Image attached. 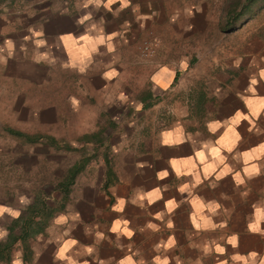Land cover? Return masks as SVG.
<instances>
[{
    "label": "crops",
    "instance_id": "crops-1",
    "mask_svg": "<svg viewBox=\"0 0 264 264\" xmlns=\"http://www.w3.org/2000/svg\"><path fill=\"white\" fill-rule=\"evenodd\" d=\"M222 3L0 4V264H264V8L202 47ZM6 128L88 159L13 177L62 152Z\"/></svg>",
    "mask_w": 264,
    "mask_h": 264
},
{
    "label": "trees",
    "instance_id": "trees-1",
    "mask_svg": "<svg viewBox=\"0 0 264 264\" xmlns=\"http://www.w3.org/2000/svg\"><path fill=\"white\" fill-rule=\"evenodd\" d=\"M220 10L219 12V20L217 22V26L221 27L222 29L225 28H232L237 27L240 25L241 21L239 20L240 15H246L251 18L254 14H256L258 11L264 8V0H223L222 5L218 7ZM238 22V23H237ZM9 134L14 136H20L23 137L26 141L33 143L40 141L44 144H47V146L53 148L54 150L58 152H69V151H77L78 148H75L71 144H69L65 139L62 138H53L49 135H43V134H28L24 132H20L18 130L12 129V128H6L5 129ZM94 137L95 135L92 134ZM89 135L83 134L78 137V140L81 142L88 143ZM80 152V151H79ZM81 153V152H80ZM88 156H81L77 160V162L70 165L66 170L64 171L63 175L64 178L58 182V187H63L64 189L67 188V186L73 182L74 177L77 175V173L82 169L84 161ZM31 220H27V222H30ZM27 232H25L26 235ZM12 239V237H11ZM4 249H9V246H3Z\"/></svg>",
    "mask_w": 264,
    "mask_h": 264
},
{
    "label": "rangeland",
    "instance_id": "rangeland-1",
    "mask_svg": "<svg viewBox=\"0 0 264 264\" xmlns=\"http://www.w3.org/2000/svg\"><path fill=\"white\" fill-rule=\"evenodd\" d=\"M46 1V0H0V4H3L4 7H8L10 9H13L14 12H20V13H29L31 12L33 9L37 8L41 2ZM216 2L213 3L212 9L214 10L213 13H216ZM219 7V6H218ZM220 9L218 8L217 11H219ZM264 11V10H263ZM264 15V13H262V16ZM257 20V19H256ZM201 34H202V47H210L211 45H213L215 42L219 41L220 38L222 39V41L224 42L225 37L228 35L227 33L225 34L223 32L224 29H222L221 27L217 26V23L215 22H202L201 25ZM187 45H194L191 44L190 41H187ZM207 60H210L209 55L205 56ZM72 131H74L72 128H67V130L65 129V134L64 137L68 138V139H72V137H74L72 135ZM68 153V154H67ZM47 156H51L52 159H57V167L51 166L49 167V165H47L46 167L41 164V167H35V169H37L39 172H41V174L37 175V173L35 172V177L33 172H31V174L29 172L23 171L21 169H17V168H13L10 170V175L11 176H26V181H30L29 177L33 178L34 180L38 181V180H42L43 182L45 180H48V178L50 177L49 171L50 173H53V171H56L58 173H60V166L66 163L71 162L74 158H79L81 156V153L77 150L76 152H74L73 155V151H69V152H62L61 154L57 155L56 157L54 155H50L47 152ZM31 159H33V161H35L36 156L32 155L30 157ZM10 159H12L10 157ZM10 164H12V162L10 161ZM32 168V167H31ZM29 168V169H31ZM32 170V169H31ZM18 171V172H17ZM32 180V181H34ZM48 206H51L49 204H47Z\"/></svg>",
    "mask_w": 264,
    "mask_h": 264
},
{
    "label": "built area",
    "instance_id": "built-area-1",
    "mask_svg": "<svg viewBox=\"0 0 264 264\" xmlns=\"http://www.w3.org/2000/svg\"><path fill=\"white\" fill-rule=\"evenodd\" d=\"M152 53V48L149 43L143 42L141 45V56L148 57Z\"/></svg>",
    "mask_w": 264,
    "mask_h": 264
}]
</instances>
